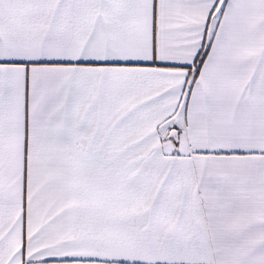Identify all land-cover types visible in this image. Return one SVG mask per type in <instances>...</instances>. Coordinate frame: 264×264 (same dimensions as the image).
<instances>
[{
    "label": "snow or ice",
    "instance_id": "obj_1",
    "mask_svg": "<svg viewBox=\"0 0 264 264\" xmlns=\"http://www.w3.org/2000/svg\"><path fill=\"white\" fill-rule=\"evenodd\" d=\"M0 264H264V0H0Z\"/></svg>",
    "mask_w": 264,
    "mask_h": 264
}]
</instances>
